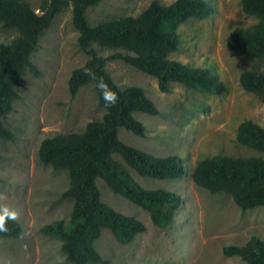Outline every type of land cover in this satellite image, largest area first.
Wrapping results in <instances>:
<instances>
[{"label":"rangeland","instance_id":"rangeland-1","mask_svg":"<svg viewBox=\"0 0 264 264\" xmlns=\"http://www.w3.org/2000/svg\"><path fill=\"white\" fill-rule=\"evenodd\" d=\"M21 1L40 14L37 9L46 0ZM174 1L102 0L87 9L86 21L95 27L111 20L137 17L152 2L168 6ZM203 1L210 14L179 27V49L169 58L188 67L208 68L225 85V93H201L179 83H171L169 92L163 93L155 78L120 59L105 65L106 73L119 89H142L158 110L154 116L134 114L143 124L144 135L119 129V140L156 158L179 156L185 174L167 180L143 178L119 156L113 157L140 187L177 194L180 204L173 222L158 228L145 210L112 193L97 179L103 204L145 226L144 232L125 243L117 242L103 229L94 243L101 264H245L238 257L225 256L223 248L241 247L251 237L264 243V208L242 211L229 196L211 194L191 179L194 166L206 157L256 155L235 140L242 119L264 127V102L239 84V76L245 71L264 74V58L252 60L226 47L235 28L250 27L256 19L242 12L241 0ZM14 34L0 25V42H10ZM77 38L69 5L40 36L30 59L36 71H27L20 79L16 87L18 98L4 119L14 139L0 138V209L17 212L14 220L21 226L22 234L18 239H0V264H68L59 240L41 232L56 220L69 219L72 202L61 196L68 188V174L44 166L38 159V149L46 138L81 133L87 123L102 120L104 109L91 83L74 96L68 90L71 72L90 59L79 49ZM92 48L100 58L115 52L96 44Z\"/></svg>","mask_w":264,"mask_h":264},{"label":"trees","instance_id":"trees-1","mask_svg":"<svg viewBox=\"0 0 264 264\" xmlns=\"http://www.w3.org/2000/svg\"><path fill=\"white\" fill-rule=\"evenodd\" d=\"M102 0H46L35 13L21 0H0V25L15 34L10 42H0V138L13 140L4 119L18 98L16 87L27 71L35 72L31 56L40 36L55 16L72 5V24L78 33L79 49L90 56L82 67L71 72L68 90L74 96L91 83L97 100L104 109L101 121L86 124L81 133H68L44 139L38 149V159L54 171H66L68 188L62 197L72 202L69 219L56 220L44 226V235L59 240L68 264H101L94 243L103 229L119 243L130 241L145 231V226L133 217L114 211L100 200L96 180H102L110 191L145 210L151 222L165 228L173 222L180 204L177 194L164 190H145L131 177L114 156L143 178L176 179L185 174L177 155L156 158L118 138L124 129L137 136L144 135L143 124L134 114L157 115L155 105L138 87L119 89L105 71L111 60L120 59L132 68L156 79L158 89L169 92L171 83H179L201 93L221 95L225 85L206 67H188L169 56L179 49V27L191 19H205L210 14L203 0H175L168 6L152 2L137 17H124L95 27L86 21L87 9ZM241 10L254 17L256 23L247 28H235L226 43L228 51L252 60L264 58V0H241ZM114 50L100 58L92 45ZM96 80L92 78V75ZM102 79L118 96L115 105L105 107L96 88ZM241 88L264 102V74L255 70L241 73ZM235 140L256 153L250 157L217 155L198 162L192 172L193 183L211 194L222 193L231 198L242 211L264 208V127L249 119L237 126ZM6 231L0 239H18L21 226L13 219L5 222ZM228 257H238L245 264H264V243L256 237L241 247L223 248Z\"/></svg>","mask_w":264,"mask_h":264},{"label":"clouds","instance_id":"clouds-1","mask_svg":"<svg viewBox=\"0 0 264 264\" xmlns=\"http://www.w3.org/2000/svg\"><path fill=\"white\" fill-rule=\"evenodd\" d=\"M92 78L96 80V77L94 74L92 75ZM96 88L100 92V94L103 97V100L105 101V107H110L112 105H115L118 101L117 94L108 88L107 84L103 82L102 79L97 80ZM17 212L14 210H10L8 208L0 209V232L6 231L5 222L7 219H16L17 218Z\"/></svg>","mask_w":264,"mask_h":264}]
</instances>
